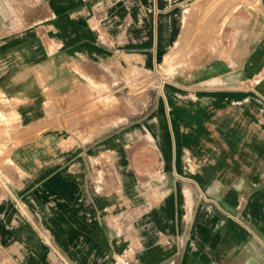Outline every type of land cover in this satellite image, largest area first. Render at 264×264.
I'll return each instance as SVG.
<instances>
[{
  "label": "crops",
  "instance_id": "0c3cea01",
  "mask_svg": "<svg viewBox=\"0 0 264 264\" xmlns=\"http://www.w3.org/2000/svg\"><path fill=\"white\" fill-rule=\"evenodd\" d=\"M0 111V264H264V0H0Z\"/></svg>",
  "mask_w": 264,
  "mask_h": 264
},
{
  "label": "rangeland",
  "instance_id": "374dc122",
  "mask_svg": "<svg viewBox=\"0 0 264 264\" xmlns=\"http://www.w3.org/2000/svg\"><path fill=\"white\" fill-rule=\"evenodd\" d=\"M143 81L137 80V83L135 86H133V89L131 92H125V94H122V100L125 102H128L129 100L137 98L139 99H144L145 97V92L143 91L144 85L142 83ZM111 104V102L109 103ZM106 103V107H107ZM129 111H135V112H140L141 110H144L142 107L139 106H133V107H125ZM5 115L0 111V122H3L4 124V130L5 132L9 131L10 129L14 128L16 126V120L15 117H12L10 119L4 118ZM6 172H0V175Z\"/></svg>",
  "mask_w": 264,
  "mask_h": 264
},
{
  "label": "built area",
  "instance_id": "2783aa9c",
  "mask_svg": "<svg viewBox=\"0 0 264 264\" xmlns=\"http://www.w3.org/2000/svg\"><path fill=\"white\" fill-rule=\"evenodd\" d=\"M123 264H129V260L126 259V258H124V259H123Z\"/></svg>",
  "mask_w": 264,
  "mask_h": 264
}]
</instances>
